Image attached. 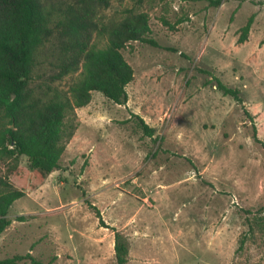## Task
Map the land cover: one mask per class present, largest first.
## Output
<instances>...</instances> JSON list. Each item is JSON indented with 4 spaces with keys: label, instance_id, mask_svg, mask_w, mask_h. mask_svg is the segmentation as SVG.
Masks as SVG:
<instances>
[{
    "label": "rangeland",
    "instance_id": "1",
    "mask_svg": "<svg viewBox=\"0 0 264 264\" xmlns=\"http://www.w3.org/2000/svg\"><path fill=\"white\" fill-rule=\"evenodd\" d=\"M260 2L224 0L215 8L114 0L107 19L129 8L150 16L153 42L123 50L134 70L128 101L94 92L77 110L79 128L60 167L11 206L0 260L30 255L43 264H116L115 229L128 239L127 264H264V216L253 228L249 222L264 207ZM44 73L40 82L52 75L49 68ZM216 78L238 89L242 102L220 91ZM10 165L0 162V176L26 188ZM20 165L28 166L27 157Z\"/></svg>",
    "mask_w": 264,
    "mask_h": 264
},
{
    "label": "trees",
    "instance_id": "2",
    "mask_svg": "<svg viewBox=\"0 0 264 264\" xmlns=\"http://www.w3.org/2000/svg\"><path fill=\"white\" fill-rule=\"evenodd\" d=\"M113 1L0 0V162H9L10 175L26 184V188H17L10 176H0V236L12 224L9 211L14 202L60 167L66 147L79 128L77 110L91 103L93 93L120 105L128 101L127 87L134 80V70L123 50L134 41L153 42L150 16L129 8L120 18L107 19L105 11ZM185 1L207 2L215 8L224 2ZM253 22L251 16L240 30V44L248 40ZM48 68L52 72L49 81L40 82ZM68 78L67 89L55 85ZM216 81L226 96L242 102L238 89L218 78ZM141 125L153 134L145 121L141 120ZM254 139L261 142L256 130ZM21 157H27V167L20 165ZM263 214L264 207L253 214L250 228L260 223ZM97 215L104 226L99 211ZM25 220V216L16 218ZM114 231L116 264H127L128 239ZM27 259L43 264L30 255L0 260V264Z\"/></svg>",
    "mask_w": 264,
    "mask_h": 264
}]
</instances>
